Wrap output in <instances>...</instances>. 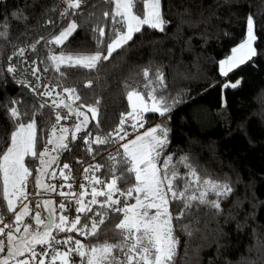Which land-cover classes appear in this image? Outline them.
<instances>
[{
	"label": "trees",
	"instance_id": "obj_1",
	"mask_svg": "<svg viewBox=\"0 0 264 264\" xmlns=\"http://www.w3.org/2000/svg\"><path fill=\"white\" fill-rule=\"evenodd\" d=\"M62 7L61 0H0V31L7 33L6 38L0 37V68L7 66L8 57L14 51L25 48L28 64H21L20 68H26L35 61L40 77L57 93L66 96L63 88L73 87L83 102L92 104L99 100V125L91 117L88 125L94 135L111 132L121 113L130 110L126 98L130 89L126 84L145 92L142 69L150 68L153 79L155 70L159 69L164 75V87L155 85L156 94L163 95L169 104L173 98L178 102L167 114L168 118L146 113L144 126L165 123L170 129L168 151L176 154L174 159L186 155L202 180L227 183L232 188L226 198L208 192L209 200H219V210L194 201L188 214L174 221L175 235L179 240L175 264H264V0H162L163 15L170 21L163 32L143 26L141 32L134 34L132 41L114 53L110 60L100 62L97 68L89 70L62 64L57 71L51 56L94 54L98 47H103L97 45L98 33L91 29L98 24L105 28L106 37L111 35V21L103 18L102 13L114 6L107 5L105 0H89L83 9L84 15L69 17L68 20L59 16ZM17 10L23 13L20 19L12 16ZM92 12L94 15L84 23L85 15ZM249 14L256 24L258 39L254 47L257 55L223 76L219 72V61L242 42ZM5 16L9 25L6 29L2 27ZM71 19H76L83 26L64 44L52 43V36L59 33L61 25L67 26ZM48 20L56 21L55 25L48 24ZM32 44H35L34 49L29 47ZM16 59L13 57L12 63ZM26 76L29 80L34 78L30 73ZM228 78H240L239 85L222 88V82ZM89 82L90 87L87 86ZM12 99L22 101L18 107L27 112L23 117L25 121L35 114L37 150L49 147L46 141L55 124L56 113L60 110L66 113L67 109L39 108L45 97H36L4 71L0 72V149L9 144L10 133L16 126L3 107ZM80 103H72V107L76 109ZM76 117L72 115L64 120L69 129L76 123ZM126 127L128 137L136 133ZM83 135V132L78 134ZM66 142L70 143L69 150L49 152L50 156H59V166L52 165L48 172L58 174L61 164L71 163L72 179L80 170L77 161L110 165L109 153L114 155L122 143L93 144L95 152L90 154L81 139L71 140V132ZM25 162L32 170L27 200L32 203L30 208H34L45 195H53L56 204L65 199L56 192L49 195L37 188L39 161L26 157ZM179 170L181 174L187 172L183 166H179ZM106 172L107 167L95 174L102 176ZM46 178L57 185V176ZM197 187L204 190L201 185H194L193 190ZM93 207L99 210L98 206ZM180 207L178 203L173 204V214ZM40 211L44 212L43 209ZM0 213H3L5 223L14 220L2 200V181ZM110 215L115 219L114 213ZM185 224L189 225L192 235L183 229ZM65 235L59 233L58 237ZM68 235L85 244L97 242L95 237L85 238L76 233ZM99 239L112 240L115 237L108 232Z\"/></svg>",
	"mask_w": 264,
	"mask_h": 264
},
{
	"label": "snow or ice",
	"instance_id": "obj_2",
	"mask_svg": "<svg viewBox=\"0 0 264 264\" xmlns=\"http://www.w3.org/2000/svg\"><path fill=\"white\" fill-rule=\"evenodd\" d=\"M105 3L114 6L102 13L103 18L111 21V35L106 37L105 28L98 24L91 29L93 33H98L97 45L103 47H98L94 54L51 56L57 71H60L62 64L68 67L95 69L100 62L110 60L114 53L132 41L134 34L141 32L143 26L163 32L165 26L170 23L163 15L162 0H105ZM88 4L89 0H61L63 7L59 16L68 20L69 17L84 15L83 9ZM22 15L21 10L12 13L15 19H20ZM93 15L94 12L85 15L84 23H88ZM6 21L7 16L2 24L5 29L9 27ZM47 23L55 25L56 21L48 20ZM81 26L83 25L78 24L76 19H71L67 26L61 25V30L52 36L51 42L56 45L64 44ZM0 37L6 38L7 33L0 31ZM105 37L106 39H102ZM257 39L255 20L249 14L246 17V34L242 42L231 50L230 56L219 61L220 74L227 76L234 68L256 56L254 43ZM29 47L34 49L35 44ZM25 51V48L14 51L8 57L9 63L0 68V72L11 74L15 83L27 88L36 97H47L51 100L50 104L48 100H44L39 104V108L67 109L64 115L56 113V124L72 115L83 118L79 123H75L72 129L60 127L59 135L56 124L52 126L51 135L46 141L47 144L54 145L51 151L59 153L69 150L70 143L66 141H69L70 132L71 140L81 139L88 145L86 151L90 154L95 152L93 144L123 143H119L114 155L109 153L110 165L96 163L84 168L83 178L87 184H80V192L73 190L72 183L59 185L60 189L66 187L69 191H58L56 184L43 182L45 176L53 179L57 176L55 171L48 172V169L54 164L59 166V156H50L47 148L37 150L35 114L32 119L25 121L23 117L27 116V112H22L18 107L22 103L19 99H12L3 105L16 126L10 133L9 144L0 149L2 200L6 203L7 212L14 216L12 222L5 223L4 215L0 213V264H175L179 240L175 235L174 221L185 217L193 207L194 201L219 210V200H209L208 192L212 191L217 197L226 198L232 188L227 183L218 184L210 179L202 180L186 155L174 159L176 154L168 151L170 129L165 123L139 131L147 122L146 113L168 118L167 114L178 102L173 98L169 104L163 95L156 94L155 85L164 87L163 73L159 69L155 70L153 79L150 76V68L142 69V76L146 81L143 87L147 91L141 92L138 88L126 84L130 89L126 92L130 110L121 113L118 124L111 132L94 135L88 128L89 113L91 120L96 121L98 126L97 106L100 101L92 104L83 102L73 87L63 88L66 96L56 93L54 97V90L37 82L41 77L35 61L26 68L19 67L21 64H28ZM13 57L17 58L15 63H12ZM26 73H30L35 80H29ZM238 85L239 81L225 83L223 87L236 88ZM87 86L90 87L91 82ZM41 88L44 90L41 91ZM67 101L81 103L74 109L72 103ZM126 125L137 133L134 138L128 139ZM81 132L84 135L78 136ZM26 157L39 161L36 187L46 192H56L65 198L58 205L52 200L37 202L34 208H30L29 203H24L29 196L27 182L32 176V170L25 162ZM179 166H183L187 172L181 174ZM106 167V174H95ZM71 172V166L64 163L58 175L64 181H69L72 179ZM194 185H201L204 190L200 187L193 190ZM99 197L103 199H98ZM130 200H134V203H129ZM176 203L181 207L173 214L172 205ZM73 204L75 208L71 207ZM93 206H98L99 210ZM40 209L46 214L42 216ZM73 212L75 215H70ZM112 213L115 214V219L110 215ZM183 229L189 236L192 235L189 225H183ZM108 232H111L115 239H99L102 234ZM20 233L23 234L17 235ZM59 233L66 235L58 238ZM68 233H76L85 238L95 237L97 242L85 244ZM37 246H40V251H37Z\"/></svg>",
	"mask_w": 264,
	"mask_h": 264
},
{
	"label": "rangeland",
	"instance_id": "obj_3",
	"mask_svg": "<svg viewBox=\"0 0 264 264\" xmlns=\"http://www.w3.org/2000/svg\"><path fill=\"white\" fill-rule=\"evenodd\" d=\"M246 34V33H245ZM236 47V46H235ZM232 54V51L228 54V55H226L224 58H222L221 60H223V59H226L228 56H230ZM220 60V61H221ZM220 72V71H219ZM40 76V75H39ZM32 80H35V77L34 78H32ZM240 80V78H236V79H225L223 82H222V88H224L223 87V85L225 84V83H229V84H231V83H235V82H237V81H239ZM38 83H41V84H46V85H48L52 90H54V97H55V94L57 93L56 91H55V89L52 87V86H50L45 80H43L42 78L40 79V81H37ZM44 89L43 88H41V91H43ZM45 99L46 100H48V102H50L51 103V100L49 99V98H47V97H45ZM69 102H71V101H69ZM61 108H63V107H61ZM64 109V108H63ZM59 113L61 114V115H64L65 113L62 111V110H60L59 111ZM89 117H91V115H90V113H89ZM83 118L82 117H76V123H79L80 122V120H82ZM55 124H56V121H55ZM68 125H66V123H64V120H61L60 122H59V124H56V127H57V135H59L60 133H59V128L60 127H67ZM152 126H154V124L153 125H149V126H144V128L143 129H140L139 131H144L145 129H147V128H149V127H152ZM137 133H135V134H133L132 136H130V137H128V139H132V138H134V136L136 135ZM50 135H51V131H50ZM123 143V142H122ZM53 147H54V145H52V144H49V147H47V149H49V152L51 151L50 149H53ZM123 151V150H122ZM63 166V164H61L60 165V168ZM60 168H59V170H60ZM66 171V170H65ZM59 173V172H58ZM43 182L45 183V184H49V183H51V184H55V182L54 181H50V180H48L47 178H46V176L43 178ZM62 183H64V180H63V178L62 177H60L58 174H57V186H58V191L59 190H62V189H60L59 188V185H62ZM28 185H29V179H28V182H27V191H28ZM47 193H49V195L51 194V193H53V192H47ZM48 195V196H49ZM59 196V195H58ZM49 197H51L50 199H48ZM49 197H47L46 195L44 196V199H42V200H40V201H37V202H41V201H43V200H52V201H54V198H53V195H51V196H49ZM28 198H29V196H28ZM24 203H29V206L31 207V205H32V203L31 202H28V201H24ZM134 203V202H133ZM4 204H5V208H6V203L4 202ZM58 205V204H57ZM17 210L19 211V206H18V208H17ZM41 215L43 216L44 215V212H41ZM32 223H33V225H34V221H32ZM35 226V225H34ZM23 233H20V234H17V235H22ZM27 255V254H26Z\"/></svg>",
	"mask_w": 264,
	"mask_h": 264
},
{
	"label": "built area",
	"instance_id": "obj_4",
	"mask_svg": "<svg viewBox=\"0 0 264 264\" xmlns=\"http://www.w3.org/2000/svg\"><path fill=\"white\" fill-rule=\"evenodd\" d=\"M78 164H79L80 170L76 174V176H74L73 179H71L69 181H64V183H62V184L72 183L73 184V190L76 191L77 193L81 191V189L79 187L81 183L87 184V181H85L83 178L84 168L88 167L89 165L94 164V163L93 162H85V163H78ZM69 165L71 166V163H69ZM62 190L65 192L69 191L66 187L63 188ZM86 199H90V197H86ZM71 207L75 208V205L73 204V205H71ZM37 251H40V246H37Z\"/></svg>",
	"mask_w": 264,
	"mask_h": 264
},
{
	"label": "flooded vegetation",
	"instance_id": "obj_5",
	"mask_svg": "<svg viewBox=\"0 0 264 264\" xmlns=\"http://www.w3.org/2000/svg\"><path fill=\"white\" fill-rule=\"evenodd\" d=\"M46 213H44V215H45Z\"/></svg>",
	"mask_w": 264,
	"mask_h": 264
}]
</instances>
